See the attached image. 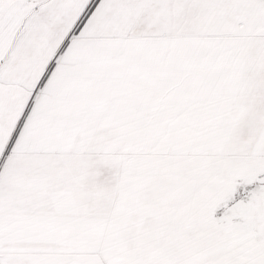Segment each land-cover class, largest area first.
Listing matches in <instances>:
<instances>
[{"label": "snow or ice", "instance_id": "6c2138e0", "mask_svg": "<svg viewBox=\"0 0 264 264\" xmlns=\"http://www.w3.org/2000/svg\"><path fill=\"white\" fill-rule=\"evenodd\" d=\"M0 264H264V0H0Z\"/></svg>", "mask_w": 264, "mask_h": 264}]
</instances>
